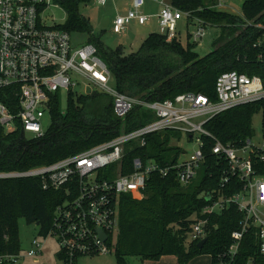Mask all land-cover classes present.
<instances>
[{
	"label": "trees",
	"instance_id": "obj_1",
	"mask_svg": "<svg viewBox=\"0 0 264 264\" xmlns=\"http://www.w3.org/2000/svg\"><path fill=\"white\" fill-rule=\"evenodd\" d=\"M86 1L63 2L66 21L57 28L69 34L88 33V43L97 48L115 89L130 98L162 102L193 93L216 101L215 81L223 72L236 71L264 79V0H240L241 17L217 10V0H172L171 5L178 11L201 20L206 28L219 29L212 50L203 57L194 51L196 43L189 42V34L185 46L179 37L168 42L165 36L151 33L136 52L125 53L121 46L112 49L100 36L91 34L88 20L80 16L78 8ZM187 21L191 23L190 19ZM259 40L262 45L256 47ZM263 106L261 101L222 112L210 119L204 129L223 145L241 146L252 136V118ZM48 109L49 126L41 137H27L19 123L15 131L1 134L0 173L53 164L153 120L140 107H134L120 120L113 111L112 101L98 92L76 95L70 91L64 110L57 93L51 97ZM180 140V133L173 130L146 136V145L126 157L127 170L123 173L130 172L136 157L142 161L153 159L162 167L176 164L183 149L172 142ZM203 140L204 162L198 182L181 186L175 171L166 177L153 173L139 198L121 197L118 229L108 242L116 264H127L129 257L157 261L167 256L175 257L178 264H188L197 255L210 256L212 264H264L252 230L243 234L234 256L228 253L234 243L232 234L240 230L242 221V214L233 205L207 217V241L201 248L197 247L199 241L188 240L194 217L210 205L217 193L230 197L240 189L233 178L220 188L226 162L212 154L213 140L207 137ZM260 173L264 175V170ZM65 199L61 190H43L37 178L0 179V256L21 252L18 219L36 225L37 235L45 237L56 208Z\"/></svg>",
	"mask_w": 264,
	"mask_h": 264
},
{
	"label": "built area",
	"instance_id": "obj_2",
	"mask_svg": "<svg viewBox=\"0 0 264 264\" xmlns=\"http://www.w3.org/2000/svg\"><path fill=\"white\" fill-rule=\"evenodd\" d=\"M65 1L0 0V136L15 131L19 123L25 134L41 137L46 130L42 120L49 116L51 97L62 91L73 92L79 83L85 91L89 88L91 92L106 95L120 120H124L134 107L145 110L153 120L53 164L29 171L0 173V179L37 178L43 190L64 192L66 199L56 208L52 225L42 237L55 238L56 259L62 264H77L81 256L109 254L112 249L108 242L118 229L121 197L139 196L153 173L166 177L175 171L181 186L190 184L204 162L202 147L206 137L214 142L212 154L227 165L220 188L233 178L240 189L230 197L217 193L210 205L194 217L188 240L196 242L206 238L207 217L233 205L242 214V221L240 230L232 234L234 243L228 253L234 256L243 234L252 230L259 252L264 256V175L260 173L264 170V106L260 145L253 144L250 136L241 146H226L204 129L210 119L222 112L264 101V79L236 71L223 72L215 81L216 101L193 93L162 102L130 98L108 86L112 81L111 73L93 44L74 48L68 32L58 29L59 25L43 23L42 16L50 8L65 11L62 6ZM93 1L100 6L107 2ZM147 1L129 0L126 14H116L109 22L111 30L119 35L132 22L145 25L151 18L142 13ZM151 1L161 6L155 15L160 35L168 42L177 38V23L183 15L196 25V31L189 35L192 43H198L206 28L201 20L192 19L188 13L178 11L164 0ZM226 1L217 0L215 8ZM261 45L262 40H259L256 47ZM258 58L262 59V55ZM165 130L179 132L181 140H195L196 150L185 160L179 158L176 164L163 167L153 159L142 161L136 157L130 172L123 173L127 170L124 161L129 153L144 147L146 136ZM98 230L107 236L105 242L100 239ZM43 245L34 238L25 256L21 253L1 255L0 264H19L25 258L41 255Z\"/></svg>",
	"mask_w": 264,
	"mask_h": 264
},
{
	"label": "rangeland",
	"instance_id": "obj_3",
	"mask_svg": "<svg viewBox=\"0 0 264 264\" xmlns=\"http://www.w3.org/2000/svg\"><path fill=\"white\" fill-rule=\"evenodd\" d=\"M117 1V9L119 13L125 11L128 7V0H115ZM115 3L113 0H108L104 6L97 5L95 1L90 0L87 3H81L78 11L81 17L88 20L91 34L100 36L101 41L108 47L115 49L119 46L125 47V52L133 53L136 52L139 48L141 42L147 34L138 35L141 30L137 27L133 22L127 26V30L123 34H115L110 27L102 28L101 21L103 17L108 16L110 20H112L115 16ZM225 8L228 5H234L236 7L239 6L238 0H227L225 3ZM223 6V4L221 5ZM224 7V6H223ZM158 11V6L155 5L151 0L146 2L145 7L143 8V14L145 15H153ZM123 14V13H122ZM42 21L46 26L52 25H64L66 21V12L64 10H60L58 8H50L47 10L43 16ZM153 26V21H152ZM146 24V26H149ZM151 28V26H150ZM152 29V28H151ZM153 29L156 33H158V27L154 26ZM196 31V25L194 23L188 24V21L185 19L183 15L180 16L177 23V32L178 37L183 46L187 43V35L192 34ZM219 29L215 27H207L204 30L202 38L196 43V47L194 51L200 56L203 57L208 54L212 50V42L219 34ZM89 34L88 33H71L70 39L72 43V47L79 48L80 46L86 44L88 42ZM189 42L192 43V40L189 39ZM110 88L115 89V84L113 81L109 82L108 85ZM84 87L81 83L78 84L73 89V92L76 95L84 94ZM102 94V93H100ZM104 95V94H103ZM106 96V95H105ZM67 100V93L62 91L60 93V103L62 110L65 109ZM252 139L251 142L255 145L261 144V129H262V113H256L253 116L252 121ZM42 125L46 129L49 126V116H45L42 120ZM27 137H30V134H26ZM172 145L179 146L183 149L187 154H181L180 160H185L189 154L194 152L197 148V144L195 140L186 141L182 139L180 142L173 141ZM202 176V171L198 170L196 178L192 181V183H196L200 180ZM137 196V198H139ZM18 227V235L21 242V256H25V252L30 249L31 241L35 238L39 242L43 243V250L41 255L34 256L32 258H25L19 264H62L59 262L55 253L58 250V245L53 236H47L46 238L39 237L38 228L36 225H28L24 219L20 218L17 221ZM127 264H178L177 259L175 257H163L157 261H141L137 257H129L126 259ZM77 264H116V259L114 257L113 252L111 251L109 254L102 255L97 254L94 256H81L77 259ZM188 264H212L211 258L208 255H197L193 257Z\"/></svg>",
	"mask_w": 264,
	"mask_h": 264
},
{
	"label": "crops",
	"instance_id": "obj_4",
	"mask_svg": "<svg viewBox=\"0 0 264 264\" xmlns=\"http://www.w3.org/2000/svg\"><path fill=\"white\" fill-rule=\"evenodd\" d=\"M108 1V0H107ZM114 1V3L116 4L115 5V9H114V11H115V15L116 14H118V15H125L126 14V11L129 9V7H130V3H129V0H128V7H127V9L125 10V11H123L122 13H119L118 12V9H117V1H115V0H113ZM166 3H170L171 4V1L172 0H164ZM239 1V6L238 7H236V6H234V5H228L226 8H225V5L223 4V6H221V7H219V8H216L217 10H219V11H221V12H225V13H228V14H231V15H235V16H239V17H241L242 16V1H240V0H238ZM155 5H157L158 6V11H157V13L156 14H151V15H147V16H150L151 18L149 19V21L146 23L147 25H148V23L150 24L149 26H146V24L145 25H139L137 22H133L137 27H139V29L141 30V33L139 32V34L138 35H145V34H147L148 33V35L149 34H151V33H156L155 32V30L153 29V27L154 26H157L158 27V22H157V18L155 17V15H157L158 13H159V11H160V9H161V6L160 5H158V4H156L154 1H152ZM107 3V2H106ZM146 5V4H145ZM142 11H143V9H142ZM143 13V12H142ZM145 15V14H144ZM104 18V17H103ZM186 19V18H185ZM187 20V19H186ZM111 20H110V17H109V22H110ZM152 21H153V26H152ZM102 22V21H101ZM150 26H151V28H150ZM108 27H110L109 26V24H108ZM127 30V29H126ZM125 30V31H126ZM147 35V36H148ZM177 35H178V32H177ZM146 36V37H147ZM145 37V38H146ZM144 41V39L142 40V42ZM141 42V43H142ZM88 43V42H87ZM123 49H124V51H126L125 50V47L124 46H121ZM125 53H129V52H125ZM168 257V256H167ZM163 258V257H162Z\"/></svg>",
	"mask_w": 264,
	"mask_h": 264
},
{
	"label": "water",
	"instance_id": "obj_5",
	"mask_svg": "<svg viewBox=\"0 0 264 264\" xmlns=\"http://www.w3.org/2000/svg\"><path fill=\"white\" fill-rule=\"evenodd\" d=\"M108 24H109V17L105 16L102 19L101 27L102 28H107ZM90 93H91V90L89 88H87L86 91H85V94L88 95ZM206 199H208V197H206ZM98 235H99L100 239L102 240V242H105L107 240V236L102 231L98 230ZM206 241H207V238L202 239L201 241L198 242L197 247L201 248L206 243Z\"/></svg>",
	"mask_w": 264,
	"mask_h": 264
}]
</instances>
